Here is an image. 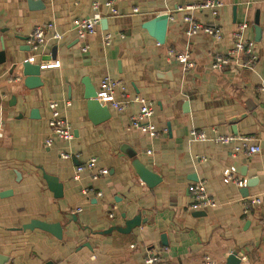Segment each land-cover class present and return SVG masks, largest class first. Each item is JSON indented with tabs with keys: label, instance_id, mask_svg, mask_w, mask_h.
Listing matches in <instances>:
<instances>
[{
	"label": "crops",
	"instance_id": "1",
	"mask_svg": "<svg viewBox=\"0 0 264 264\" xmlns=\"http://www.w3.org/2000/svg\"><path fill=\"white\" fill-rule=\"evenodd\" d=\"M42 1L31 7L28 0H0V51L6 54L0 63V264H144L149 251L173 264H205L207 257L225 264L234 252L240 264H264V0H220L216 15L212 9L177 11L205 0H112L117 13L105 5L108 0ZM95 2L106 23L79 39L73 22L93 15ZM160 14L169 15L164 43L143 28ZM187 14L219 28L221 38L204 31L188 36ZM47 22L64 36H50L34 50L29 36ZM243 23L258 57L254 69L213 68L214 55L234 47ZM184 52L190 68L174 56ZM31 56L41 66L60 62L41 67L42 85L35 88L26 86L21 68ZM106 76L122 80L129 96L154 102L155 135L132 126L137 103L123 111L102 103L108 116L98 113L93 120L87 82L98 92ZM116 97L124 99L121 92ZM52 101L73 128L70 141L50 127ZM194 129L209 140H194ZM230 134L252 136L262 151L236 153L241 142L213 138ZM65 151L71 159L62 158ZM90 157L108 174L94 179L90 170L74 180L75 167ZM136 159L157 176L153 185L138 174ZM231 167L244 186L225 180ZM44 172L59 178L62 197ZM200 181L216 207L192 208V188ZM84 189L94 191L85 195ZM260 195L262 204L245 213V198ZM138 215L142 222L130 232H107ZM33 219L60 222L62 238L23 228Z\"/></svg>",
	"mask_w": 264,
	"mask_h": 264
},
{
	"label": "built area",
	"instance_id": "2",
	"mask_svg": "<svg viewBox=\"0 0 264 264\" xmlns=\"http://www.w3.org/2000/svg\"><path fill=\"white\" fill-rule=\"evenodd\" d=\"M113 13H117L116 8L113 6V1L108 0L105 3ZM223 6V3L220 0H205L201 3L190 5L187 8H177V11H193L200 9H212L213 14H218V10ZM94 14L90 17L78 18L73 22V28L77 33L79 39L86 40L87 37L93 34L96 31L97 25L103 19V16L99 12V4L95 2L93 4ZM138 11V8L135 9V12ZM172 19L173 16L170 15ZM184 21L189 24V27L186 31L188 36H193L197 34L199 31H204L209 34H215L218 38H221V30L219 28L211 27L206 24H202L195 19L192 14H187L184 17ZM248 24L243 23L239 25L237 31L234 33L235 44L234 47L227 52V54H216L214 55L213 60V68L220 69L226 68L229 66H235L240 69L252 70L256 65V61L258 59L257 54L255 53L254 42L245 38L244 32L247 28ZM55 38L56 40H60L63 38V33L57 30L56 24L54 22H47L41 25H38L34 28L32 33L29 36V44L34 50H38L41 46H43L48 39ZM111 35L107 34L105 36L106 45L111 44ZM83 50H87V47H83ZM174 56L178 61L183 63L186 68L192 67V63L190 62V54L188 52L175 54ZM26 60L30 62H35V57L31 56ZM60 65V62L57 61L50 65H42L41 67H57ZM262 89H264V85H262ZM121 92L124 99L122 101L117 100V93ZM97 99L102 103L111 104L114 108L119 111H123L127 106L131 103L139 104V110L136 114H134L131 118V124L135 128H142L144 130H149L151 135H155L157 132L155 131L154 125L151 123L150 119L155 113L154 102L145 99L144 97L135 95L134 97L126 94V86L122 80L114 78L112 76H106L102 79L100 89L97 92ZM50 108L52 110V117L50 120V127L59 139L64 141H70L74 138L73 128L71 124L61 115L59 111V103L57 101H52L49 103ZM191 135L194 140L197 141H207L209 140V136L199 130H192ZM0 137H3V132L0 129ZM215 141L221 144H230L234 142H241V145H237L234 147L236 153L244 152L248 155L260 153L262 151V146L260 144L253 143L252 136H238V135H218L213 137ZM52 144V139L48 140V145ZM72 155L70 152H62L61 156L64 159H71ZM98 158L90 157L84 163H81L75 167V172L73 174V178L76 181L81 179V176L85 171L94 170L93 178L97 179L100 175L108 174V169L97 167ZM233 172H235V168L231 167L224 171L225 180L227 182L233 181L239 186H244L245 182L233 176ZM93 189H84L83 193L88 195L90 192H93ZM192 193L194 197V201L192 203V208L195 210L207 209L211 207H216L217 202L209 196L207 189L205 187L204 182H197L193 188ZM264 193V192H263ZM96 196H102V192L98 191ZM264 196V194L262 195ZM262 196H254V197H246L244 200V212L248 213L250 209L256 208L260 206L263 202ZM144 264H173L169 260H165L158 252L149 251L148 255L145 258ZM205 264H216L214 260L207 257Z\"/></svg>",
	"mask_w": 264,
	"mask_h": 264
},
{
	"label": "water",
	"instance_id": "3",
	"mask_svg": "<svg viewBox=\"0 0 264 264\" xmlns=\"http://www.w3.org/2000/svg\"><path fill=\"white\" fill-rule=\"evenodd\" d=\"M29 5L37 6L43 3L42 0H28ZM259 12L256 14L255 24H256V31L258 35H261L262 28L260 27V20L258 18ZM106 23V19H102V24ZM169 25V15L168 14H160L155 18L145 22L143 24V28L147 29L149 33L154 36L158 42L164 43L166 38V32ZM6 60L5 51H0V63H3ZM22 65V74L25 77V84L29 88H35L42 85V81L40 78L41 74V65L36 63H32L28 60H24ZM87 91L85 93V98L88 101V109L91 114L93 120L96 121L95 117L101 114L103 117L108 116L109 108L104 106L101 101L97 99V92L92 88L89 83L87 82ZM244 116L235 117L232 119L231 123H237L239 119L243 118ZM235 133H237L236 129L234 128ZM135 169L137 170L138 174L142 178L143 181L148 183L149 185H153L156 181L157 176L150 171L146 166L139 160L136 159L134 161ZM246 175V173H244ZM44 178L49 184L50 189L54 192L56 197L63 196V184L59 181V178L55 175L48 174L44 172ZM200 215V214H199ZM141 217L138 215L135 219L130 220L127 222L125 227L114 226L111 227L107 232L112 230H120L124 232H130L136 226L141 224ZM25 229H35L39 228L50 232L51 234L55 235L58 238H62L63 236V227L60 222H46L39 219H33L29 224L24 225ZM241 259L238 257L236 252L229 255L225 264H240Z\"/></svg>",
	"mask_w": 264,
	"mask_h": 264
}]
</instances>
